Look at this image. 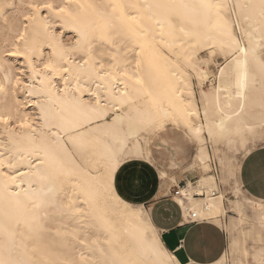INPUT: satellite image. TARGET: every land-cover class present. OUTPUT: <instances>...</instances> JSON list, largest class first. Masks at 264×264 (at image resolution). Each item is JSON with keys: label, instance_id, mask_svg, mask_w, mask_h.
Here are the masks:
<instances>
[{"label": "snow or ice", "instance_id": "snow-or-ice-1", "mask_svg": "<svg viewBox=\"0 0 264 264\" xmlns=\"http://www.w3.org/2000/svg\"><path fill=\"white\" fill-rule=\"evenodd\" d=\"M3 9L6 25L20 19L0 38V94L28 100L0 110V264H264V0ZM29 103L38 117L21 110ZM208 143L224 148L215 175L192 159ZM160 156L173 172H160ZM147 165L172 190L130 205L117 185L143 190ZM189 171L197 179L179 184ZM257 180L258 199L248 191ZM222 211L232 213L224 223ZM169 212L188 228L179 251L157 223Z\"/></svg>", "mask_w": 264, "mask_h": 264}, {"label": "crops", "instance_id": "crops-1", "mask_svg": "<svg viewBox=\"0 0 264 264\" xmlns=\"http://www.w3.org/2000/svg\"><path fill=\"white\" fill-rule=\"evenodd\" d=\"M256 159L257 160L259 159L258 155L256 156ZM142 171L144 173V176L146 177V183H145V187L143 190H137V189L129 190L123 184L117 185V192H116L117 195L121 199L125 200L126 202L128 203L130 202L129 204L131 203L144 204L145 202H150L154 196L160 195V179H159L158 172L156 171V168L153 165H147L144 169H142ZM182 182H184L183 179L178 181L179 184H182ZM188 182H191V181H187L185 183V186L187 185ZM171 190H172V187L169 189L167 194L160 195V196L162 198L167 196ZM248 191L253 195L254 198L258 199L261 193V186H260L259 181L257 180L253 183H249ZM150 193L152 195H149ZM180 214L182 215V210H180ZM173 215L174 214L172 212H169L168 213L169 219L167 221L158 219L157 223L162 224V225L167 224V229L161 230L162 239L164 243L167 245V247L169 249L179 250L178 247L174 248V245H176L179 239L183 238V235L188 231V228H185L179 224H177L176 227H173L172 219H171ZM203 227L211 229L214 227V225L205 223Z\"/></svg>", "mask_w": 264, "mask_h": 264}, {"label": "rangeland", "instance_id": "rangeland-1", "mask_svg": "<svg viewBox=\"0 0 264 264\" xmlns=\"http://www.w3.org/2000/svg\"><path fill=\"white\" fill-rule=\"evenodd\" d=\"M2 1L5 2V4H6L7 2H10V1L13 2V0H2ZM17 1H19V0H17ZM17 1L14 0V3L19 4V3L21 2V0H20L18 3H17ZM4 11H8V10H7V9H4ZM16 19H20V17H13V16H10V17H9V24L6 25V24L4 23V19H3V17L0 16V36H1V35H2V36L5 35V28H6V27H11V26L14 24V21H15ZM11 24H12V25H11ZM1 33H3V34H1ZM2 36H1L0 38H2ZM105 59H107V58L105 57ZM219 59H220L221 61H223V57H220ZM211 87H212L211 82H208L207 88H205V90L208 91V89H210ZM17 96H18L17 98L20 100L21 104H23L24 101H26V99H25V95H24L23 92H20ZM21 97H23V98L21 99ZM194 98H195L196 102H197L198 105H199V104H200V94H199V90H197V93H196V95H195ZM197 99H198V100H197ZM198 101H199V102H198ZM199 107H200V105H199ZM27 109H28V110H27ZM21 110H23V111H25V112H27V113H30V114L35 113L34 110H32L31 108L28 107V105H27V108H23V109H21ZM30 110H32V111H30ZM172 138H178V134H177L176 137H173V136L170 135V139H172ZM185 146L191 148L190 145H185ZM222 149H223V151H224V148H222ZM191 152H192V156H193V154L195 153V148H191ZM177 155H178V158L181 160V162H183V159H184V153H183V152H180V153H178ZM211 155H212V154L210 153V159H211L210 161H211V162L209 161V163H211V171H212V173L214 172L213 174H216V171H217V167H218V165H219V162H218L217 158L214 157L213 155H212V158H211ZM156 164L159 166V169H160L161 172H162V171H167V172L171 173V172L174 171V169H172V168L169 166L168 160L165 159L164 156H160V157L157 159ZM154 167H155V166H154ZM214 167H215V170H214ZM155 168H156V167H155ZM158 175H159V179H160V195H165V194L168 193L169 189H170L171 186H172V178H171V176H169L168 179H167V181H165L163 178H162V179L160 178V172H158ZM181 179L184 180V182H182V185H185V183H186L187 181H191V182H193V181H195V180L197 179V177L194 176L193 173H192L191 171H189V172H187V173H181V174L177 177V182L180 181ZM222 186L224 187V185H221V187H222ZM225 195L227 196V195H229V193H225ZM232 198L235 199V196H233ZM129 203H130V202H129ZM131 204H133V203H131ZM225 204H227V200L225 201ZM133 205H137V204H133ZM231 216H232V213L227 211V213L221 217L222 219H221V222H220V223H224L226 220H229ZM161 235H162V234H161ZM161 237H162V236H161ZM174 251H177V249H175Z\"/></svg>", "mask_w": 264, "mask_h": 264}, {"label": "bare ground", "instance_id": "bare-ground-1", "mask_svg": "<svg viewBox=\"0 0 264 264\" xmlns=\"http://www.w3.org/2000/svg\"><path fill=\"white\" fill-rule=\"evenodd\" d=\"M17 1V0H16ZM20 1V0H19ZM19 1H17V3L19 2ZM11 2V1H10ZM7 3H9V2H7ZM6 3V4H7ZM13 3H14V0H13ZM5 5V2H3L2 0H0V9H3V6ZM4 10V9H3ZM12 25V24H11ZM1 34H3V33H1ZM2 36V35H1ZM0 36V37H1ZM3 37V36H2ZM107 58V57H106ZM217 76H218V74H217ZM218 82V81H217ZM205 92H207V90H205ZM24 93V92H23ZM19 94V93H18ZM17 94V95H18ZM24 95H25V99L26 100H28V97L26 96V94L24 93ZM18 96H16V98L15 99H13L11 96H9V97H4L3 96V94H0V110H3L4 109V107H5V105L6 104H8V105H15L16 103H17V101H19L20 102V100L17 98ZM23 97H21V99H22ZM201 99V98H200ZM198 100V99H197ZM199 102V101H198ZM21 103V102H20ZM199 105H200V107H199ZM198 105V103L196 102V100H195V98L193 99V109L195 110V109H199V112H200V117L202 118L203 117V105L200 103ZM28 107L29 108H31L32 110H34V112H35V115L38 117L39 116V110L38 109H35L34 107H33V105L31 104V103H29L28 104ZM28 110V109H27ZM32 110H30V111H32ZM23 111V110H22ZM258 111V110H257ZM30 114V113H29ZM31 115V114H30ZM193 119L194 120H196V122L197 123H199L200 121H199V119H197L196 117H193ZM39 121H37V127H39ZM220 147V151L219 152H217V151H214L213 150V145L211 144V143H208V144H201V145H199V146H196L195 147V153L193 154V156H192V159H193V161H195L197 158H198V156H200V155H202L203 156V158L206 160V161H210L211 159H210V153L214 156V157H216L217 158V160H218V162H219V159H218V157L219 156H222L223 154H224V151H223V146H219ZM202 150V151H201ZM212 155H211V158H212ZM211 162V161H210ZM161 172V171H160ZM163 172V171H162ZM214 173V172H213ZM212 173V174H213ZM213 175H215V174H213ZM160 178L162 179L163 177L160 175ZM188 183H190V182H188ZM187 183V184H188ZM206 183H211L210 181H207ZM223 187V186H222ZM116 195H117V193H116ZM118 196V195H117ZM205 198H207V197H205ZM196 200H197V202H199V196H197L196 197ZM226 201V200H225ZM130 205H133V204H130ZM133 206H136V205H133ZM192 205L190 204L189 205V207H191ZM107 212H108V215L113 219V220H115V221H117V226L118 227H124V226H127V224H128V221H127V219H124L123 221L121 220V216H120V213H119V210H117V209H114V208H108L107 209ZM227 213V211H222L221 212V214L219 215V217L217 218L218 219V221L219 222H221V217L223 216V215H225ZM231 218V217H230ZM230 220V219H229ZM162 236V235H161ZM162 238V237H161ZM132 241L129 239V243H131ZM177 251H179L178 249H177Z\"/></svg>", "mask_w": 264, "mask_h": 264}, {"label": "built area", "instance_id": "built-area-1", "mask_svg": "<svg viewBox=\"0 0 264 264\" xmlns=\"http://www.w3.org/2000/svg\"><path fill=\"white\" fill-rule=\"evenodd\" d=\"M214 170H215V167H214Z\"/></svg>", "mask_w": 264, "mask_h": 264}]
</instances>
